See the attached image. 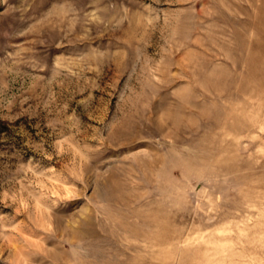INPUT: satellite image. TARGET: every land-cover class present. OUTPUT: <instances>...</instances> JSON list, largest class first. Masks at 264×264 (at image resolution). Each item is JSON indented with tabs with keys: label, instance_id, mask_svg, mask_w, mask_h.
<instances>
[{
	"label": "rangeland",
	"instance_id": "obj_1",
	"mask_svg": "<svg viewBox=\"0 0 264 264\" xmlns=\"http://www.w3.org/2000/svg\"><path fill=\"white\" fill-rule=\"evenodd\" d=\"M264 0H0V264H264Z\"/></svg>",
	"mask_w": 264,
	"mask_h": 264
},
{
	"label": "bare ground",
	"instance_id": "obj_2",
	"mask_svg": "<svg viewBox=\"0 0 264 264\" xmlns=\"http://www.w3.org/2000/svg\"><path fill=\"white\" fill-rule=\"evenodd\" d=\"M260 81H264V61L261 62V72H260ZM264 93V89L261 90Z\"/></svg>",
	"mask_w": 264,
	"mask_h": 264
}]
</instances>
